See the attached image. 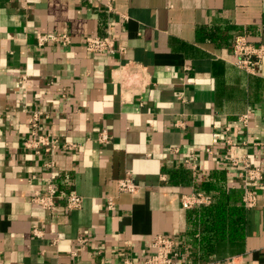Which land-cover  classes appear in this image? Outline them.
I'll return each mask as SVG.
<instances>
[{"label": "crops", "instance_id": "0c3cea01", "mask_svg": "<svg viewBox=\"0 0 264 264\" xmlns=\"http://www.w3.org/2000/svg\"><path fill=\"white\" fill-rule=\"evenodd\" d=\"M107 1L0 0V264H143L158 234L187 253L182 197L202 191L228 157L264 168V59L252 76L233 52L244 33L264 47V0H112V11ZM62 31L71 46H38L37 34ZM108 32L124 53L87 52V36ZM33 111L77 146L56 153L52 173L62 195L83 196L81 210L31 202L52 182L50 157L24 146ZM248 111L250 126L239 131ZM103 131L109 144L99 142ZM194 154L196 172L187 164ZM129 174L136 194L118 190ZM225 174L230 188H243L239 168ZM257 201L247 239L219 243L212 261L264 264V184Z\"/></svg>", "mask_w": 264, "mask_h": 264}, {"label": "built area", "instance_id": "2783aa9c", "mask_svg": "<svg viewBox=\"0 0 264 264\" xmlns=\"http://www.w3.org/2000/svg\"><path fill=\"white\" fill-rule=\"evenodd\" d=\"M105 6L110 9V11L114 10L112 9V0H108ZM84 43L87 52L91 54H116L117 52H125L124 48L118 49L116 38L113 34H111V32H108L105 36H87L84 39ZM37 44L41 48L49 45H57L58 47L67 48L73 44V36L69 31L39 33L37 34ZM233 50L234 55L236 56L235 65L237 68L242 71L244 70V72L249 75L256 76L258 68L264 59V47L256 46L250 42L249 36L244 33L235 37L233 41ZM251 117L252 112L248 111L239 118V131L247 130L249 128ZM29 119L30 131L28 139H26L24 143L25 149L37 155L44 154L50 157L49 161L45 164V168L51 172L50 174L52 176V182L47 184L44 191H37L34 193L31 199L32 204L38 206L44 211L53 212L57 203L64 200L65 207L68 211L74 212L81 210L84 205L83 196H80L76 192H70L67 195H62L55 185L57 175L52 173L54 167L56 166V153L59 151H72L77 146L71 143H64L61 139L54 136L52 132L45 130L41 123L42 115L40 112H31ZM230 130V128H227L228 132H230ZM99 140L101 144H109L112 137L107 131H103L99 136ZM226 144H228L227 146H229V148L235 145L231 137L227 138ZM228 158V168L222 169L221 172L225 173L228 169L234 168L240 169L239 176L245 182L242 188L244 191L242 203L246 209L251 210L256 208L258 202L257 190L264 184V168L253 165L254 163H252L248 156H243L242 158L231 156ZM197 160L198 158L195 154L191 155L190 159L187 160V164L192 167L194 172L198 170L195 163ZM231 189H234V186ZM118 190L120 193L136 194L139 192L140 186L129 174L126 179L119 181ZM182 199V208L188 211H193L197 208H201L202 206H209L214 201L212 195L203 190L195 192L191 195H185ZM107 209L110 212H115L117 210L113 198H108ZM34 235L38 237L40 235V231L34 230ZM78 241L82 248H85L88 245V239L85 237L79 238ZM151 248L152 251L143 264H188L182 260L178 240L171 236H164V234L156 235L153 239ZM124 264L135 263L131 260H126ZM203 264L217 263L209 261ZM228 264L241 263L239 262L238 257H232L229 259Z\"/></svg>", "mask_w": 264, "mask_h": 264}, {"label": "trees", "instance_id": "16d2710c", "mask_svg": "<svg viewBox=\"0 0 264 264\" xmlns=\"http://www.w3.org/2000/svg\"><path fill=\"white\" fill-rule=\"evenodd\" d=\"M227 181L226 174L219 172L210 174L203 184V190L212 195L214 201L190 213L187 253L179 244L184 262L207 263L214 259L219 243L239 244L247 239L250 211L242 203L244 191L229 188Z\"/></svg>", "mask_w": 264, "mask_h": 264}]
</instances>
